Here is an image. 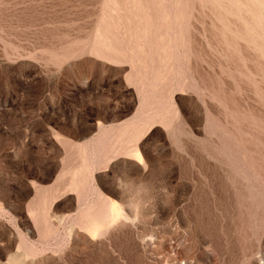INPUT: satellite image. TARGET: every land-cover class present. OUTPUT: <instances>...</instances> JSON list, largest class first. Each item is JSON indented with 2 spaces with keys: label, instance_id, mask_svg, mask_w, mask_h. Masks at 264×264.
I'll list each match as a JSON object with an SVG mask.
<instances>
[{
  "label": "rangeland",
  "instance_id": "rangeland-1",
  "mask_svg": "<svg viewBox=\"0 0 264 264\" xmlns=\"http://www.w3.org/2000/svg\"><path fill=\"white\" fill-rule=\"evenodd\" d=\"M0 264H264V0H0Z\"/></svg>",
  "mask_w": 264,
  "mask_h": 264
},
{
  "label": "bare ground",
  "instance_id": "bare-ground-1",
  "mask_svg": "<svg viewBox=\"0 0 264 264\" xmlns=\"http://www.w3.org/2000/svg\"><path fill=\"white\" fill-rule=\"evenodd\" d=\"M137 154H138V152H137ZM137 154H136V155H137Z\"/></svg>",
  "mask_w": 264,
  "mask_h": 264
}]
</instances>
